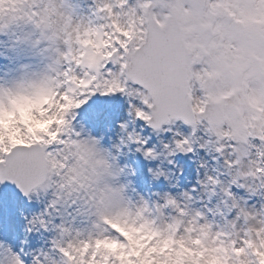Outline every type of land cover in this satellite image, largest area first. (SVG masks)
Returning <instances> with one entry per match:
<instances>
[{"label":"clouds","instance_id":"1","mask_svg":"<svg viewBox=\"0 0 264 264\" xmlns=\"http://www.w3.org/2000/svg\"><path fill=\"white\" fill-rule=\"evenodd\" d=\"M0 35L44 62L0 77V174L18 173L30 201L48 198L27 233L50 234L27 251V236L20 251L0 240V264H264V0H0ZM155 37L171 82L163 121L159 100L130 83ZM97 93L141 101L110 145L77 121ZM133 145L172 187L165 162L211 160L198 161L199 187L152 199L122 163Z\"/></svg>","mask_w":264,"mask_h":264},{"label":"rangeland","instance_id":"2","mask_svg":"<svg viewBox=\"0 0 264 264\" xmlns=\"http://www.w3.org/2000/svg\"><path fill=\"white\" fill-rule=\"evenodd\" d=\"M79 2L82 3L83 0H79ZM88 3H91V0H88ZM78 11H81V9H78ZM82 11L84 13L90 14V10L86 5L83 7ZM24 64H32L33 67L36 68L44 67V62L42 61V59L39 56L35 55L34 51L30 47L24 44L16 43L14 41V38H12L11 36L0 35V77H4L5 75H17L19 73L21 65ZM132 87L142 89L141 87H138L134 84H132ZM130 100H132V98L124 96L123 94H115L114 103L113 101L109 100L110 103L106 104L107 107L104 104L101 109L85 110L84 112H82L83 114L80 113V115L77 117V121H82L87 124L89 128H92L94 130L95 135H100L102 132L105 133V144L110 145L113 140H118V134L120 132L119 123L130 118L128 115ZM132 102L136 103L137 105L141 104V101L139 100H132ZM142 124L143 121H139L138 126H142ZM179 129L185 134H188L190 127L181 123L179 125ZM148 136H150V134ZM109 137H111V140L109 139ZM171 137L172 133L170 132L165 134L164 139L165 141H168L171 139ZM154 144H158V138L156 136L154 139H151L149 141L150 147ZM125 151H127V149ZM132 155L133 153H130L127 157H122V163H128L132 166ZM200 158L211 160V157H209L204 150H200L199 155L194 160L186 161L185 159H183L182 161L176 163L177 160L176 157H174L173 159L175 160L176 165L167 164L165 162V167L167 169H170L174 172L173 167L175 168L177 176L180 168H182L183 172H185V174L187 175L185 179V186L183 183H181L179 184V188L172 187V184H170L169 182L167 192L177 194L182 190H190L193 187H199V185L197 184V169L199 167L198 161ZM146 162L149 163L147 166L152 168H155V166L159 163L158 161ZM234 191H240L241 195L244 194L242 190L234 189ZM45 199L46 201H48V198ZM23 201V198L16 199L13 197L0 203V240H6L12 243L15 247V250L18 246V240L16 239L15 235H20V233L23 232L24 226L26 225L27 221L26 216H33L40 213L42 210H44L43 205L46 202L45 201L39 203V201L33 199L34 203H32V207L28 210L27 214L24 215L22 208ZM8 202L11 203V206H13V211L11 217L9 219H6L4 216V206ZM213 203H215V198L213 200ZM37 234L38 235L36 237L35 247L33 250L43 246L48 236L50 235L49 233H43V235H41L40 233Z\"/></svg>","mask_w":264,"mask_h":264},{"label":"snow or ice","instance_id":"3","mask_svg":"<svg viewBox=\"0 0 264 264\" xmlns=\"http://www.w3.org/2000/svg\"><path fill=\"white\" fill-rule=\"evenodd\" d=\"M133 82L140 84L147 89L153 97L160 102V112L158 119L163 121L168 118L170 109V73L167 63L165 46L159 37H155L153 44L134 63L131 71ZM18 166L23 170L25 158L21 157ZM12 180L25 190L24 184L18 173L8 176L0 174V180Z\"/></svg>","mask_w":264,"mask_h":264}]
</instances>
